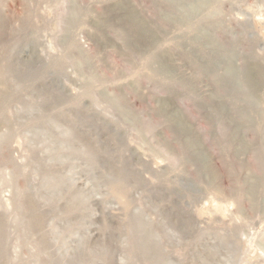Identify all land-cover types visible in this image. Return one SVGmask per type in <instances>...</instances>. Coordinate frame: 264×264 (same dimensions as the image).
Here are the masks:
<instances>
[{
    "label": "rangeland",
    "instance_id": "obj_1",
    "mask_svg": "<svg viewBox=\"0 0 264 264\" xmlns=\"http://www.w3.org/2000/svg\"><path fill=\"white\" fill-rule=\"evenodd\" d=\"M75 1L79 16L70 21V0H0V224L7 236L0 264H264V136L256 139L249 131L246 139L254 141L243 142L240 152L207 140L208 170L215 176H198L197 164L179 158L174 140L184 125L206 128V122L187 96L160 92L145 62L149 44L163 55L182 49L173 56L184 76H192L182 58L193 49L183 41L186 29L156 21L166 26L160 34L145 25L132 31L129 14L111 9L122 0ZM132 1L157 20L156 0ZM221 1L223 37L252 49L236 60H248L240 84L264 111V76L260 81L254 70H264V0ZM104 9L109 26L99 24ZM117 30L127 31L141 58L123 50ZM82 50L101 81L89 85L92 69L82 62ZM250 80L256 85L250 87ZM105 93L126 100L135 114H122ZM180 112L186 121L178 119ZM135 115L155 131L143 132ZM160 119L176 127L168 129ZM164 136L166 146L159 143ZM245 182L255 186L253 202L240 194ZM24 190L40 221L30 232L32 215L18 209Z\"/></svg>",
    "mask_w": 264,
    "mask_h": 264
},
{
    "label": "bare ground",
    "instance_id": "obj_2",
    "mask_svg": "<svg viewBox=\"0 0 264 264\" xmlns=\"http://www.w3.org/2000/svg\"><path fill=\"white\" fill-rule=\"evenodd\" d=\"M70 1L72 2V5H70L71 6L70 13H68L66 16L68 17V15L70 14L69 15L70 21H75L79 16L78 14L80 11V7L78 5L79 3H77L75 0L74 1L70 0ZM220 1L219 0H156V2L154 4H152L153 6L155 5L153 8L157 12V18H156L157 20H155V21L151 20L149 18L147 19V17L145 16V13H144L145 11H143V12L140 11V10H142V9H140V5H138L137 2L132 1V0H122V1L118 2L115 6H113V8H111L112 10L117 9V11H118V9H120V10L122 9V10H125L127 12V15L129 14L130 21H127V20L126 21L130 22V23H128V25H133L131 28L132 31L133 30H140V29H142L143 25H145V27L149 31L158 32L160 34L161 31L166 29V26H165V28L159 27L156 21L162 22L163 25H167V21L173 22L176 25H179L180 27H183L186 29L187 35H185V37L187 36V39L183 40V41L184 42L188 41L191 44L190 46H192L193 49H192V52H185V53L182 52V58L184 60H186L191 65V67H193L192 68L193 69V71H192L193 75L192 76H189V75H188L189 77L184 76V74L180 71V65L181 64H178L179 62L177 63V60L173 56L174 55L173 53H175V55H176L177 51L180 52V54H178V52H177V54L181 55L182 49L180 51L179 49L177 50L175 48L177 51H175V52L173 51V53L171 51H170L171 53L165 52V55H163L164 52L161 51L162 49L160 50L155 44H149L148 47H150V50H149V54L147 52L148 58L146 59L145 62L150 67V68L149 67L148 68L151 71V76L153 77V79L158 80L156 83L159 84L158 90L160 92L162 91L164 94H166L168 96V98L171 95L172 96L175 95L176 92H180V94H181L180 99L182 98L181 96H184L185 99H186L185 96H187L188 99L190 98L193 105L195 106V111H196L195 113H197V115H199L198 117H200V115H201L204 118V120L206 122L205 124L207 125L206 128L201 127L198 124L196 125V123H194L193 127H190L189 124H188V127H185L187 125H184L185 130L183 129L180 131L183 134L180 133V135H178V137L176 136L175 138L177 141L176 140H174V141L176 142L177 145H179L178 148H180L179 151H181L180 155H182V156L179 158L183 162H187V163L192 162V163L197 164L198 176L201 175L202 177L207 178L209 181H211L214 178L215 174L213 173V171H211V169L208 170L211 166V165L208 166L210 164L211 156L209 154L210 148L208 147L209 148L208 149L207 147H205L207 145V143H206L207 140H210L208 144H210V142L213 143V141L215 140L217 143L226 145L227 148H230L232 150L234 149L235 152H240L242 150L241 148L243 147V145H242L243 142H251L252 143L254 141L251 138H249L251 140H249L248 138L246 139V136L249 133V131L250 132L252 131L253 136H251V137H253V138L264 136V111L258 109L259 107L257 106V104L253 103V101H252L253 98L251 99L252 96L250 97L249 92L241 86L242 83L240 84V80H241L240 78H242L241 76L245 74L244 72L248 68V65H247L248 60L245 59L247 62L242 63V64H238L236 62L238 56H242V58L244 56L245 57L251 56L250 51H252V49H250V47H249L250 50L248 51V49H245L246 47L242 46L244 48V50H242V48L240 47V44H239L240 42L233 40V37L229 36L228 37L229 39H226L225 37H223V35H226V33L224 34L222 32L226 31V29H225V25H224L225 21H223L224 15L222 14L223 11L221 10L222 7H220V5H221ZM111 3H113V2H111ZM108 12H109L108 9H104L102 15L100 16L101 18L99 17L100 18V23H99L100 25H102V24L108 25V26L111 25L109 23V20H108L109 19L108 17H110L108 15ZM123 16H126V15L124 14ZM66 21H68V20H66ZM68 24H69V22H68ZM99 27H100V29L102 28L101 26H99ZM169 27H171V26H169ZM110 28H111V26H110ZM204 28H206V29L204 30ZM207 29L209 31H211V34H208L205 32V31H208ZM119 31L117 30L116 37H117V39L120 40V42H124V43H122V46L124 44L123 48H125L123 50L126 51V53L128 52L129 56L133 55L136 58H141L142 53L139 54V52L137 53L135 49L133 50L132 48H130L131 44L128 41L127 31H125V32L124 31L119 32ZM101 32H102V30H101ZM144 32H145V30H144ZM231 32H229V33L232 34ZM232 36H233V34H232ZM235 36H236V33H235ZM100 40L102 41L103 39H100ZM104 41H106V40H104ZM107 45H109V44H107ZM178 46L181 47L182 45L179 44ZM178 46H177V48H178ZM175 49L173 48V50H175ZM78 52H79L78 54H80V56H81L82 62L87 65L86 68L89 67L90 69H92L90 72L91 74L88 73V75H90V78L87 75V77L90 80L89 85H91L92 82L101 81L103 79V77L97 72V70H95L96 67L94 68L93 65L96 63L94 62V64H93L94 60H92L91 55H89L88 53H84L83 50L78 51ZM147 54H146V56H147ZM252 59L253 58H251L250 62L252 61ZM1 62L6 63V64L8 63V61L6 62L3 60ZM157 62L158 63L160 62V64H161L160 67L158 69H157V67L155 69L154 68L155 66L152 68V65H154L155 63L158 65ZM1 68H2L1 72H3L6 69V66L4 67V65H3ZM258 68H260V67L256 66V69L254 67V70H256L255 73L257 74V76L259 77V79L261 81L263 79V76H264V70L261 68L260 69H258ZM253 71H252V73H253ZM83 75H85V74H83ZM253 75H254V73H253ZM255 76L256 75H254V77ZM84 77L86 78V76H84ZM146 78H147V81L150 80L148 76ZM143 79H144V77H143ZM153 79H151L152 80L151 82H153ZM89 80H87V81H89ZM203 81L204 82L206 81V89H204L202 87ZM250 82H252V83H250V87L256 85V83H255L256 81L250 80ZM207 87H209V88H207ZM139 89H140V86L138 84L137 87L135 88V90L138 92ZM2 96H4V95L2 94ZM2 96H0V98H2ZM103 97H104L103 99H105V101L107 100L108 103L110 102V103L114 104L112 106H116L119 110H121L122 114H124V113L128 114V115L135 114L134 111L132 110L133 108H130V106L126 105L127 104L126 100L120 99L117 97H111L110 94L108 96V95H106V93H105V95H103ZM3 98H5V97H3ZM173 98H174V96H173ZM147 99H148V97H147ZM177 99L180 100L179 96ZM8 100H9V97H8ZM175 101H176V99H175ZM1 103H3V102H1ZM176 103H177V101H176ZM176 106L179 108V110H181V111L183 110L178 105H176ZM224 108H226V110H224ZM224 111H226V115H224V113H223ZM246 111H250L249 113L251 115L252 121H249L246 118V116H245ZM7 112H8V110H7ZM156 112L159 116H162L160 113V110H158V111L156 110ZM180 113H181V118H178V119L184 120V117H183L184 115L182 114V112H180ZM0 114H2V112H0ZM135 117H136V115H135ZM175 117H177V116H175ZM136 118H137V120H136ZM136 118H134V120L136 122H138V124H141L140 126H142L141 127L142 130H146L143 132L147 133V131H155V127H156L155 125L152 126V125H150V123L148 124L147 122L144 121V119H141V116H140V118H139V116H137ZM256 118L258 119V121L256 120ZM140 120H143V121H140ZM160 121L164 122V124L167 126L166 128H168V129L173 130L174 127H176L175 123L169 119H166V120L160 119ZM184 121H186V120H184ZM165 125H163V126L165 127ZM149 133L150 132H148V134ZM240 134L242 136L241 139H239ZM3 138H1V139H3ZM8 139H9V137H8ZM258 141L259 140H257V142ZM159 143H161L163 146H166L170 143V140L168 141V137L165 138V136H164L163 139L161 140V142L159 141ZM205 143H206V145H205ZM255 143H256V141H255ZM256 147L258 148V145H256ZM170 148L171 147H169V149ZM175 148L177 149L176 146H175ZM161 149L162 148H160V150ZM172 150H174V147L172 148ZM163 151L164 150H161L160 152L164 153ZM229 152H232V151H229ZM176 160H178V158ZM179 161H176V162H179ZM261 161L264 163V157L262 158ZM174 162H175V160H174ZM255 162H256V160H255ZM190 166H191V163H190ZM262 167L264 169V166H262ZM17 173H18V171H17ZM24 183H25V181H24ZM243 184L244 185H242V186L240 185V187H239V190L241 191L240 194H242V197L245 199H249L252 202L255 201V199H254V198H256V197H254V193L256 191L255 186L250 185L249 183H246V182ZM25 187H26V185H25ZM25 189H27V188H25ZM221 192H222V190H221ZM24 193H25V190L18 193L19 197H20L18 209L21 213H29V215L30 214L32 215L30 217L31 219L29 218L28 219L29 221L27 220L28 221V227H27L28 229L27 230H29V232H30V231L37 229L40 226V224H39L40 221H39V219H37V217L34 216L35 215L34 212L36 211V210H34L35 206L32 205L31 201L29 200V198H27L25 196ZM25 223H27V222H25ZM26 225L27 224H25V226ZM5 229L0 224V257L4 256L6 253L4 246H3L4 242L6 243V241L4 240V238L6 236V230ZM1 260H3V259H1ZM2 263H3V261H2Z\"/></svg>",
    "mask_w": 264,
    "mask_h": 264
}]
</instances>
